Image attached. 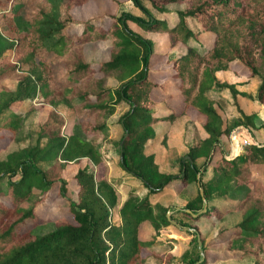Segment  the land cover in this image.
<instances>
[{
	"label": "trees",
	"instance_id": "16d2710c",
	"mask_svg": "<svg viewBox=\"0 0 264 264\" xmlns=\"http://www.w3.org/2000/svg\"><path fill=\"white\" fill-rule=\"evenodd\" d=\"M89 1L59 0L58 14L53 0H0V132H9L0 136V264H194L201 259L195 225L177 222L194 229L187 232L192 239L180 256L161 242L166 227L179 231L166 215L171 206L155 201L172 183L196 187L195 197L176 210L183 217L199 221L241 213L237 224L221 229L209 243L223 247H205L199 234L204 254L199 264H264V145L247 128L254 127L255 115L236 104L247 93L216 76L240 67L257 79L254 99L264 104V0H132L143 17L108 14L105 27L93 18L81 23V31L68 32L76 22L72 10ZM173 6L178 8L172 13ZM146 32L168 35L171 49L158 51ZM100 40L111 41V58L96 68L85 58L83 45ZM157 54L170 63L180 111L152 98L160 87L150 69ZM229 103L239 115L224 120L218 109ZM122 104L127 109L115 121L121 135L111 139L109 119ZM159 105L166 108L163 113L157 112ZM45 107L50 109L42 118ZM60 107L72 116L68 131ZM188 108L204 122L191 119ZM33 112L36 127L27 131ZM158 122L168 126L157 133ZM188 123L195 133L181 150L179 132ZM243 133V142L252 143L235 154ZM97 135L103 141L93 138ZM224 138L231 140L229 156L218 146ZM105 144L117 147V164L145 187L143 193L133 188L116 210L121 179L98 176ZM172 149L175 155L161 169L158 153ZM69 163L76 166L74 198L67 195L64 175ZM55 185L54 197L66 200L72 221L38 215L40 204L54 199ZM202 196L207 210L194 217L203 208ZM214 201L229 206L217 212ZM114 215L119 222L111 221ZM146 221L155 231L146 239L150 245L139 233Z\"/></svg>",
	"mask_w": 264,
	"mask_h": 264
},
{
	"label": "rangeland",
	"instance_id": "374dc122",
	"mask_svg": "<svg viewBox=\"0 0 264 264\" xmlns=\"http://www.w3.org/2000/svg\"><path fill=\"white\" fill-rule=\"evenodd\" d=\"M54 6H55V11L56 13L59 14V9L58 6L60 4L59 0H53ZM148 5V4H146ZM178 6H173L170 8V12H174L175 10H177ZM122 12H131L133 14H138L140 16L143 17V15L140 13V11L138 9H136L134 7V5L132 4V0H91L87 3H85L84 5L74 8L72 10V16L75 19V23L73 25H71V27L68 29V32H79L82 30V27L80 26L82 22L88 20V19H93V18H97V24L101 27H105V25H108V23L110 22L109 18H105L104 16L106 15H120ZM161 17H164V15H161ZM171 19H169V22H171ZM131 26V28H133L134 30H138L140 31L141 29L138 28L135 24L130 23L129 24ZM142 31V30H141ZM146 35H148L149 37H151L154 42H155V46L156 49L158 51H165V50H170L171 46H170V42H169V37L168 35L164 34V33H147ZM84 48V54H85V58L92 62L94 67L97 68V64L99 62L102 61H107L111 58V54H110V49H111V41L110 40H100V41H95V42H89L83 45ZM150 69H151V77L153 79V81L155 83H157L158 85H160L159 88H156L153 90L152 92V98L155 101H165L174 111H180L183 109V105L180 102L176 101V95L179 92L178 88H177V84H176V80L172 77L171 73H172V69L170 67V63L167 60V56L163 55V54H157L154 56L151 64H150ZM231 71L233 69H230ZM235 70V69H234ZM233 72V71H232ZM229 71H220L218 73V77L220 79V81H228L230 76L232 75L231 73L228 74ZM98 76L100 75V73H96ZM252 79V78H251ZM250 79V80H251ZM253 84L256 86L258 85V81L257 79L253 78ZM110 86L115 87L116 86V81L114 82V80H110L109 82ZM33 105H37V102L34 100ZM232 103V101H231ZM236 104L238 105V107L240 108L239 103L236 102ZM23 111H26L29 108L28 103L24 104L22 106ZM49 107H45L43 109L42 112V118L46 116L47 112L49 111ZM127 109V106L122 104L119 105L117 108V112L114 115V117L110 118V122L111 124V131H110V138L111 139H118L121 135V132L118 128V125L116 124V118L119 114H121L122 112H124ZM59 110L61 111V113L63 114L65 121H66V131L69 130L71 124H72V116L70 114V112L66 111L63 107H60ZM166 110V108L163 105H159L157 107V112L158 113H163ZM221 116L223 117L224 120H232L233 118L237 117L238 111L237 108L235 107V105L230 104L229 106L225 109V110H220L218 109ZM187 113V111H186ZM187 115L189 116V114L187 113ZM190 117V116H189ZM114 118V119H113ZM36 127V113H30V116L27 118V122H26V126H25V130H30V129H34ZM184 127L187 129V127H189V129L186 130L187 134H184L182 132V136L184 138L180 139V144L181 150H184L188 144H190L191 140H192V135H193V127L190 123L184 125ZM249 128V126L247 127ZM158 129V127H157ZM162 128H159V131H161ZM250 129V128H249ZM255 129V127H254ZM257 131V130H255ZM253 131L256 139L259 141V143H261L260 141L263 140V138L261 137V135L259 134V132L257 131V133ZM179 133V135H180ZM194 133H195V129H194ZM9 135V132L7 131H3L0 132V136L1 135ZM244 134V133H243ZM238 139L241 141L239 143L237 147V150L235 152V154L239 153L241 151V149L248 143H252V142H248V141H244L243 139H245V137L247 138V136L244 134V136H242L241 134L238 135ZM96 140L99 141H103V137L101 135H97L93 137ZM224 142V143H223ZM230 145H231V140L229 138H224L223 141H219V147L220 150H222V152L226 155L229 156L230 153H232L230 151ZM1 146V145H0ZM104 154H105V164L102 167L101 171H98V176L106 178L108 181L116 178V177H121V180L119 181V183L116 185V187L119 188V190H121L123 192V196L122 199L124 200L127 197V192H129L131 189L135 188V187H139V192H145V187L141 184V182L139 181V179L134 178L133 176H131L130 174H128L121 166H119L117 164L118 161V150L117 147L111 146V145H107L105 144L104 147ZM165 150H162L161 153H158L157 156V161L161 164V166H165L168 159H171V156H174L175 154V149L172 150H167V152H164ZM47 166L46 164H42V167ZM76 171V166L75 164L69 163L64 175L65 178L67 180V195L71 198H74V194L75 191L77 189V184L73 178V175ZM171 191L173 192L174 195V202L171 204V209L169 211V217L173 218L174 222H182L185 224H193L195 225L198 230L200 231V233H203L204 238H205V242H204V246L208 247L210 249H217L220 247H223V244L218 245V244H209L210 241L212 239H214L217 235V233L224 228H228L231 227L235 224V222H238L239 220H241V215L238 214V218L235 215H231V214H227V215H223L222 217H220V219H217L215 217H217V215H212L211 217H202L199 221H193L189 218L183 217L180 214L176 213L175 208V204H183L184 198L182 197V195H178L180 193H188L189 195H192V193L190 192V190L188 189V187H184V188H177L175 183H172L170 186ZM58 190V185H55L53 188V200L50 204H46V203H42L40 204V208L38 209V215L42 218H47V219H57V218H66L70 221H72V214L68 211L67 209V205H66V200L63 198H56L54 197V194L57 193ZM161 196V197H160ZM159 197V204L163 203L164 201H168L170 200L171 194L169 193H165L163 195H160ZM56 198V199H55ZM214 203V202H213ZM173 205V206H172ZM212 205V204H210ZM229 206V203H225V202H221L217 205H215V210H217V212L223 211V209L226 206ZM213 206V205H212ZM180 208V207H179ZM203 214V213H202ZM112 222H119V218H117V220H114V217L111 218ZM183 227H188V226H183ZM175 228V227H174ZM166 232H164L165 236L163 238V241H161L162 243L165 244V247H172V251L174 253L177 254L176 257L180 256L187 248L188 245L190 243V240L192 239V235H190L187 232H193V231H188L185 230L183 228H179V231H177V229H173V227H170L169 230H165ZM179 232V234H182V244H178L176 241H172L170 242V240H167V238L170 239H176V236L173 235V232ZM140 233V238L142 241H144L143 243L145 245H150L152 244V242H146L147 237H151L153 235H155V231L154 229L151 227L150 222L146 221L143 224H141V228L139 230ZM172 233V234H171ZM199 233V234H200ZM168 234V235H166ZM171 235V236H170ZM171 243V244H170ZM171 245V246H170ZM203 247V244H202ZM238 264H252L251 260H243L241 262H237ZM157 264H161L159 262H157ZM217 264H225V263H217Z\"/></svg>",
	"mask_w": 264,
	"mask_h": 264
},
{
	"label": "crops",
	"instance_id": "0c3cea01",
	"mask_svg": "<svg viewBox=\"0 0 264 264\" xmlns=\"http://www.w3.org/2000/svg\"><path fill=\"white\" fill-rule=\"evenodd\" d=\"M225 71H229V73L228 74H232L231 76H230V78H229V80L228 81H226V82H228V83H233V84H235L236 85V89L238 90V91H240V92H245V93H247V96H238V98H237V101H238V103H239V105H240V109L245 113V114H254L255 115V118H254V121H253V123H254V127H255V129H254V127H249L251 130H253V131H255V130H257L258 132H259V134L261 135V137L263 138V140H261L260 142H264V126H263V123H264V104H261V103H259L258 101H256L254 98H255V92H256V89H257V85L255 86L254 84H253V78L251 79V78H249L248 76V73L246 72V71H244V70H242L240 67H236L235 68V70L233 69L232 71L231 70H225ZM220 71H218L217 73H216V76H217V78L219 79V77H218V73H219ZM251 79V80H250ZM220 80V79H219ZM187 113L189 114V116H190V118L191 119H193L194 121H196L197 123H203L204 122V120H205V118H204V116L203 115H201L199 112H197L195 109H193V108H188L187 109ZM218 113L220 114V112H219V110H218ZM221 115V114H220ZM187 118V117H186ZM189 119V118H188ZM186 122V121H185ZM166 126H168V122H158V123H156L155 124V130H156V132L158 133L159 132V128H165ZM157 127H158V129H157ZM257 131H255L256 133H257ZM180 132H182V133H186V128H181V130H180ZM179 132V133H180ZM167 133H168V135H170L171 136V133H170V130L169 129H167ZM182 133H180V136L182 137ZM257 135H258V133H257ZM172 137V136H171ZM224 143V142H223ZM235 149L237 150V147H235ZM235 150V151H236ZM242 150V149H241ZM222 151V150H221ZM157 160V159H156ZM158 162V161H157ZM159 163V162H158ZM159 165H160V168L161 169H163V168H165L166 167V165H167V163H166V165L165 166H161V164L159 163ZM116 178H120L121 179V177H116ZM188 187V189L190 190V192L192 193V195H189L188 193H180V194H178L179 196L180 195H182V197L184 198V201H183V204H175V207H177V208H175V209H178L179 207H183V205L189 200V199H192V198H194L195 197V195H196V187L194 186V185H188L187 186ZM116 190H117V192H118V201H117V205H116V207H115V209L114 210H116L121 204H122V202L127 198H125L124 200L122 199V197H124L123 196V192L121 191V190H119V188L118 187H116ZM132 190V189H131ZM130 190V191H131ZM129 191V192H130ZM129 192H127V196H128V194H129ZM165 193H169V194H171V197H170V200H168V201H164L163 203H161V205H164V206H171V204L174 202V195H173V192L171 191V189H170V187L168 186L165 190H164V192H162L161 194H157L156 196H155V201L157 202V203H159V198L161 197L160 195H163V194H165ZM160 196V197H159ZM222 201H217V203L214 201V205H217V204H219V203H221ZM173 206V205H172ZM227 214H231V215H235L236 214V216H237V218L239 217L238 216V214H240L241 215V213L240 212H231V213H227ZM227 214H225V215H227ZM224 215V216H225ZM114 217V220H117V218H119L118 217V215H114L113 216ZM240 221V220H239ZM238 221V222H239ZM238 222H235V224H237ZM173 224V223H172ZM234 224V225H235ZM174 225V224H173ZM174 226H176V225H174ZM152 227V226H151ZM170 227H173V226H168V227H166L164 230H162L161 231V233H162V236H163V238H164V232H166L165 230H169L170 229ZM177 227V226H176ZM232 227V226H231ZM141 228V227H140ZM177 228H179V227H177ZM229 228V227H228ZM173 229H175L174 227H173ZM173 232V231H172ZM174 234L173 235H175L176 236V242L180 245V244H182V241H181V239L180 238H182L181 236H182V234L180 233L179 234V232H173ZM172 234V233H171ZM166 235H168V234H166ZM171 236V235H170ZM141 237V236H140ZM168 239V238H167ZM170 239V238H169ZM173 249H171V251H170V253L172 254V255H174V256H177V254L176 253H174L173 251H172ZM243 261V260H242ZM237 262H241V261H235V260H231V261H222V262H215V263H212V264H217V263H225V264H238Z\"/></svg>",
	"mask_w": 264,
	"mask_h": 264
},
{
	"label": "water",
	"instance_id": "95a60500",
	"mask_svg": "<svg viewBox=\"0 0 264 264\" xmlns=\"http://www.w3.org/2000/svg\"><path fill=\"white\" fill-rule=\"evenodd\" d=\"M234 134H235V133L233 132V134L231 135V136H232V139H233V137H234ZM259 144L264 145V142H261V143H259ZM187 158H188V157H187ZM184 170H185V168H183V173H184ZM183 173H182L181 175H183ZM200 174H201V172H199V173L197 174V178H198V179L200 178ZM199 191H200V193L203 195V191H202L201 188H199ZM202 199H203V208H202L200 211H198L197 213H192V216L197 217L198 215L204 213V212L207 210V202H206V199H205V197H203V196H202ZM187 212L191 213L190 210H187ZM166 215H167V217L170 219V217H169V211L167 212ZM170 221H171V223H173L174 225H176V226L179 227V228H183V229L188 230V231H194V229H192V228H189V227H182L180 224L174 222V221L171 220V219H170ZM197 241H198L199 251H200V254H201V259H200L199 261H197L196 263H194V264H199L200 262H202V260H203V258H204V254H203V251H202V242H201V239H200V235H199V233H197Z\"/></svg>",
	"mask_w": 264,
	"mask_h": 264
}]
</instances>
